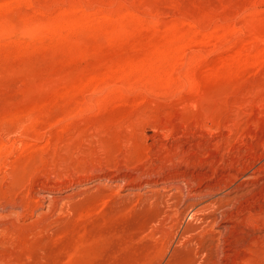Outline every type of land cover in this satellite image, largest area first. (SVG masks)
Here are the masks:
<instances>
[{
    "label": "rangeland",
    "instance_id": "1",
    "mask_svg": "<svg viewBox=\"0 0 264 264\" xmlns=\"http://www.w3.org/2000/svg\"><path fill=\"white\" fill-rule=\"evenodd\" d=\"M0 264H264V0H0Z\"/></svg>",
    "mask_w": 264,
    "mask_h": 264
}]
</instances>
